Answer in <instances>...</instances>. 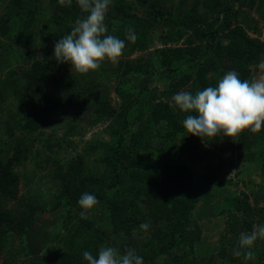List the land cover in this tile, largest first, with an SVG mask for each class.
Returning a JSON list of instances; mask_svg holds the SVG:
<instances>
[{
  "label": "rangeland",
  "instance_id": "1",
  "mask_svg": "<svg viewBox=\"0 0 264 264\" xmlns=\"http://www.w3.org/2000/svg\"><path fill=\"white\" fill-rule=\"evenodd\" d=\"M8 1L0 0V10ZM125 1L129 3V13H136L132 23L117 20L115 0L108 12L113 22L108 34L126 43L120 60L159 64V50L178 49L182 54L174 58V73L186 75L190 82L173 90L171 82L175 78L169 69L161 66L157 70L159 76L151 83L148 78L129 76L134 81L128 85V91H135L134 98L136 93L140 94L132 110L135 114H143L144 124L148 125L140 130L135 118L128 119L126 124L136 125L135 132L140 130L141 133L134 139L127 135L123 145L132 159L139 162L137 169L145 170L154 162L156 167L160 166L155 170L162 173H168L165 170L176 164L188 166L193 173V195L198 200L185 227L179 229L178 240L171 251L180 263L174 262L169 254L159 257L156 264H264V240L258 239L253 247L254 260L245 262L243 256L234 255L240 233L251 232L254 225L264 224V126L255 134L246 129L234 140L229 137L202 140L184 129L182 121L189 113L179 110L172 101L173 95L180 91L195 94L206 88L199 80L198 69L215 54L210 44H216L219 51L228 44L226 18L232 20V26L241 25L248 35L264 45V0ZM215 1L221 5L216 6ZM41 4L36 19L29 25L25 45L23 42L12 45L0 35V158L7 164L18 145L27 148L13 165L18 175L14 195H0V213L7 214L11 220L7 225V243L0 247V264H52V257L67 249L72 231L80 222L83 209L78 201L86 192L95 195L100 203L87 213L91 227L84 235L100 234L101 246L117 247L121 254L126 248L138 249L148 237L150 228L143 231L141 223L132 233L113 232L110 211L116 212L113 218L116 222L127 214L120 209L122 205L146 212L148 204L143 187L147 180L133 181L130 176L133 170H125L119 183H110L107 173L113 170L98 159L104 155L101 144L114 141L111 120L94 119V105L86 102L83 96L77 97L76 106L71 108L62 105L68 96L63 90L48 87L27 94L22 77L12 73L28 67L33 58L55 60L54 43L66 35L64 27L55 25L50 19L55 0H44ZM150 5L154 6V12L149 14L147 7ZM158 7L162 10L160 14L156 13ZM128 28H133L138 37L135 43L126 38ZM197 28L208 31L216 28L218 35L211 38L196 32L202 35L196 36ZM215 59V65L206 75L214 87L227 71L234 70L223 57ZM262 59L264 54L250 66ZM59 64L63 71L75 76V91L88 89L92 96L106 98L116 108L117 116L125 110V98L116 91L119 83L114 73L116 63L105 61L99 70L87 75L72 71L69 63ZM250 69L248 79L254 75L253 68ZM147 91L155 95L156 100L170 103L182 124L180 130L174 133L162 123L156 128L149 127L151 105L156 100H148ZM26 97L55 106L49 125L41 123L35 130L21 131L20 125L27 118L21 102ZM123 121L118 117L114 127L120 128ZM243 142L245 145L240 146ZM92 143L97 144L96 149L90 146ZM76 157L82 158L81 175L97 181L88 180L86 184V179L81 184L79 178L68 174V163ZM137 186L141 189L137 190ZM75 192L77 195L69 199ZM146 220L151 224L150 219ZM164 226L171 229L172 224L166 221ZM144 264L148 263L144 261Z\"/></svg>",
  "mask_w": 264,
  "mask_h": 264
},
{
  "label": "trees",
  "instance_id": "2",
  "mask_svg": "<svg viewBox=\"0 0 264 264\" xmlns=\"http://www.w3.org/2000/svg\"><path fill=\"white\" fill-rule=\"evenodd\" d=\"M43 1L44 0H9L3 9L0 10V35H3L12 45L17 44V42L24 43L28 37L29 25L36 19V14H38V11L41 9V2ZM139 1L147 2V0ZM215 3L216 6L221 5L218 1H215ZM114 5L116 15H118L117 20H130L129 23H132L131 20L136 16V13H129V3L125 0H115ZM147 8L150 14L154 6L150 5ZM161 11V8L158 7L156 13L160 14ZM235 15H237L236 12ZM82 16L83 13L77 5L76 0H73L71 6H61L58 0H55V7L50 19L55 25L64 27L66 34H69L75 21ZM111 23L113 24L111 17L107 14V26L109 27ZM224 23L225 27L229 29L227 32L228 44L223 47L221 51L217 49L216 44H210L209 48L215 54L209 56L205 60L206 63L202 64V67L198 69V77L204 87H214L213 83L209 82L206 75L215 65V57H223L227 61L226 64L232 66L234 68L233 71H237L240 74L241 79H248L251 72L250 65L264 54V45L258 39L248 35L241 25L235 24L232 26V20L229 18H226ZM185 24L188 25L189 23L185 22ZM196 32L210 35L211 38H215L218 35V29L216 28L210 31L197 28L195 31L197 36L198 34ZM198 36L201 37L202 35ZM143 47L144 45L141 46V48ZM158 53L159 62L161 64L154 62L145 64L122 61L119 59L118 63L114 65L115 77L119 79L116 91L122 98H125L123 99L125 110L119 112L118 116L116 115V108H114L106 98L98 95L92 96L88 89L75 91V76L63 71L61 65L56 60L33 58L28 67L12 71L13 74H18L22 77L25 82L24 89L27 94L38 93L48 87L63 90L68 93V96L65 97L62 105L71 108L76 106L75 99L79 96H83L86 102H92L94 105V119L109 118L111 120L110 128L111 132L114 133V141L108 143L103 142L101 144L100 148L103 149L104 155L99 157L98 160H103L111 166L113 171L107 173L110 177L111 184L119 183L125 170H133V173H130L133 181L147 180L143 188L146 193L148 204V210L146 212H141V210L136 211L132 209L131 206H126V204L125 207L122 205L120 209L126 211L127 214L121 221L117 222L113 219L116 212L110 211L113 224L112 230L113 232L123 231L132 233L141 223L147 221V218L150 219V233L140 244L139 248L136 249L137 254L148 264H156L159 257L169 254H171L174 262L180 263V260L173 256L174 254H172L171 251L178 240L179 229L185 227L186 222L190 219L192 210L196 207L198 202L197 197L193 195V173L188 166L176 164L173 167L171 166L172 169L165 170L168 173H162L155 170L160 166L156 167L154 162L152 167L145 170L141 168L137 169L139 162L136 161L137 159H132L130 151L123 145L127 135H130V138L134 139L139 136L141 133L140 130L148 125L144 124L145 119L143 118V114H135L132 110L138 103L136 98L138 95L140 96V94L136 93L137 97L134 98L135 91H128V85L134 81L129 77L130 75L134 77V79L137 77L138 79L143 78L144 80L148 78L149 83H151L153 79L159 76L157 70L159 66H161L162 68L169 69L171 75L175 78V81L171 82L173 90H176L178 86L185 85L187 82L190 83L186 75L180 76L174 73L176 69V67L172 65L174 58L179 57L182 52H179L178 49H161ZM147 95L148 100H156L154 98L155 95L152 93L147 91ZM21 107L23 109L22 111L27 114V118L20 125L22 132L35 130L41 123L49 125L54 116L53 109L55 106L52 103L43 105L26 97L21 102ZM139 110L141 111V109ZM75 114L77 117L79 112ZM76 117L75 119H77ZM118 117L124 120L123 125L120 128H115V121L117 122ZM131 117L139 122L137 126L140 127V130L137 132H135L136 125L131 127L126 124V121ZM149 119L150 128H156L158 123H162L169 128L171 127L175 133L182 127L170 103L164 100H156V102L151 105ZM243 145H245L244 142L240 144V146ZM21 146L18 145L15 148L13 157L10 158L7 164L0 158V195L2 196L11 197L15 193L18 175L13 171V165L20 159L22 152L27 151V148ZM90 146L93 149L97 148V144L92 143ZM13 159H15V161H13ZM168 167L170 166L168 165ZM111 168L109 169L111 170ZM67 169L68 174L73 175L75 179L76 177L79 178L81 184H84L86 179V184H88V180L97 181L96 178L88 179L86 176L81 175V157H76L71 160L68 163ZM137 188V190L141 189L139 186H137ZM76 195L77 192L72 193L69 199ZM118 212L121 211L119 210ZM166 221L171 222V229H166L164 226ZM9 222H11V220L8 215L0 213L1 248L7 243L6 235L9 230L7 226ZM90 227L91 223H89L87 219H82L80 216V222L72 231L71 240L67 249L52 257L54 258L52 264H87L83 259L84 251H89L93 255H98V250L102 244L100 240L102 237L98 236L100 234L97 235V233L92 234V236L84 235V231L89 230ZM10 228H12V226ZM97 228L98 231L102 230L99 227ZM102 232L105 233L103 230Z\"/></svg>",
  "mask_w": 264,
  "mask_h": 264
},
{
  "label": "clouds",
  "instance_id": "3",
  "mask_svg": "<svg viewBox=\"0 0 264 264\" xmlns=\"http://www.w3.org/2000/svg\"><path fill=\"white\" fill-rule=\"evenodd\" d=\"M61 6H71L73 0H58ZM83 16L75 21L69 34L54 43V58L58 63L71 64L72 71L87 75L101 68L105 61L118 63L126 48L125 40L108 34L106 24L112 0H76ZM128 41L138 39L133 28L126 30ZM40 57V56H37ZM254 75L241 79L237 71H227L215 87H206L195 94L180 91L173 95L174 106L189 113L182 121L184 129L202 140L217 137L238 139L246 129L259 133L264 126V59L250 66ZM258 69V72L255 71ZM195 113V114H191ZM83 209L80 216L87 218L89 210L100 201L90 193H83L78 201ZM150 222L140 229L147 232ZM264 240V224L254 225L251 232H241L234 255L245 262L255 259L252 251L257 240ZM87 264H144L135 248H126L121 254L117 247L101 246L98 255L83 252Z\"/></svg>",
  "mask_w": 264,
  "mask_h": 264
}]
</instances>
